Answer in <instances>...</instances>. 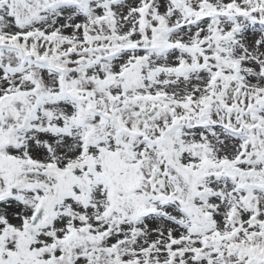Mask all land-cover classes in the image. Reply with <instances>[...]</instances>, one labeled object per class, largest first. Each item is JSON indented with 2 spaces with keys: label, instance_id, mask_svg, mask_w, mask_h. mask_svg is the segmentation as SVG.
I'll list each match as a JSON object with an SVG mask.
<instances>
[{
  "label": "snow or ice",
  "instance_id": "6c2138e0",
  "mask_svg": "<svg viewBox=\"0 0 264 264\" xmlns=\"http://www.w3.org/2000/svg\"><path fill=\"white\" fill-rule=\"evenodd\" d=\"M0 264H264V0H0Z\"/></svg>",
  "mask_w": 264,
  "mask_h": 264
}]
</instances>
